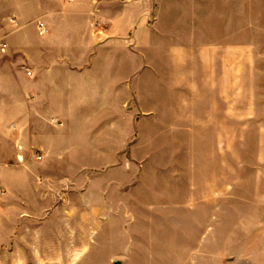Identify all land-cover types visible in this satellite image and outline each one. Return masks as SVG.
I'll return each instance as SVG.
<instances>
[{
    "label": "rangeland",
    "instance_id": "374dc122",
    "mask_svg": "<svg viewBox=\"0 0 264 264\" xmlns=\"http://www.w3.org/2000/svg\"><path fill=\"white\" fill-rule=\"evenodd\" d=\"M8 1L11 12H35L37 0ZM187 8L193 18L230 17L220 40L235 47V130L197 126L189 68L176 108L124 116L123 150L95 147L88 163L53 165L45 192L58 194L17 200L26 224L5 227L0 211V264H253L245 242L264 224V0H187ZM188 34L194 61V25Z\"/></svg>",
    "mask_w": 264,
    "mask_h": 264
},
{
    "label": "crops",
    "instance_id": "0c3cea01",
    "mask_svg": "<svg viewBox=\"0 0 264 264\" xmlns=\"http://www.w3.org/2000/svg\"><path fill=\"white\" fill-rule=\"evenodd\" d=\"M8 2L0 11V211L9 224L3 226L28 222L17 200L35 194L38 203L47 192L58 194L45 192L56 181L53 165L88 163L95 147L123 150L125 115L174 108L189 68L197 126L235 130V47L220 40V21L231 28L229 16L203 12L193 18L187 0H37L34 14L26 12L28 1L13 12ZM193 19L195 60L189 61ZM34 151L42 161L34 160ZM230 164L228 157V170ZM245 244V257L264 264V224Z\"/></svg>",
    "mask_w": 264,
    "mask_h": 264
},
{
    "label": "built area",
    "instance_id": "2783aa9c",
    "mask_svg": "<svg viewBox=\"0 0 264 264\" xmlns=\"http://www.w3.org/2000/svg\"><path fill=\"white\" fill-rule=\"evenodd\" d=\"M95 1H98V0H95ZM38 32H39V36L40 37H44L47 34L46 27H45V25L43 23H39V25H38ZM2 49L4 51L6 49V45H4ZM27 75L28 76H31L32 74H31V72H27ZM37 160L38 161H41L42 160V157L41 156H38L37 157Z\"/></svg>",
    "mask_w": 264,
    "mask_h": 264
}]
</instances>
